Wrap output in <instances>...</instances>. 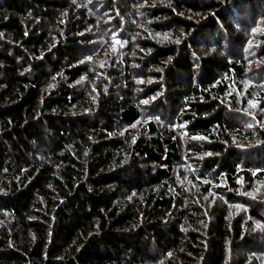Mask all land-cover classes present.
Here are the masks:
<instances>
[{
	"label": "trees",
	"instance_id": "trees-1",
	"mask_svg": "<svg viewBox=\"0 0 264 264\" xmlns=\"http://www.w3.org/2000/svg\"><path fill=\"white\" fill-rule=\"evenodd\" d=\"M260 29L264 0H0V264H264Z\"/></svg>",
	"mask_w": 264,
	"mask_h": 264
},
{
	"label": "rangeland",
	"instance_id": "rangeland-1",
	"mask_svg": "<svg viewBox=\"0 0 264 264\" xmlns=\"http://www.w3.org/2000/svg\"><path fill=\"white\" fill-rule=\"evenodd\" d=\"M261 32H264V30L260 29L258 31V33H261ZM264 34V33H263ZM256 87V88H259L257 85H253V88ZM247 96H241L242 99L246 98ZM251 97V100H250V105H248V110L252 113V114H257L258 112V108H259V105L261 104V101H260V97H258L257 95H252L250 96Z\"/></svg>",
	"mask_w": 264,
	"mask_h": 264
}]
</instances>
